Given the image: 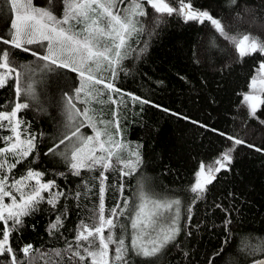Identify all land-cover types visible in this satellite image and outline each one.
<instances>
[{
  "label": "snow or ice",
  "instance_id": "obj_1",
  "mask_svg": "<svg viewBox=\"0 0 264 264\" xmlns=\"http://www.w3.org/2000/svg\"><path fill=\"white\" fill-rule=\"evenodd\" d=\"M228 2L232 14L242 19L247 10L244 0ZM59 3L62 8L57 15L54 0H47L45 7L36 6L33 0H0V5L6 4L9 12L6 30L0 32V45L4 46L0 47V89L11 91V98L0 103V131L10 133L0 136V143L4 145L0 147V224L3 225L0 227V257L6 264H60L61 261L64 264H129V255L134 254L143 258L145 264H159L169 246H177L176 240L182 230V201L158 196L141 184L136 200L130 202L123 198L124 185L121 183L118 190L122 199L106 210V173L112 170L121 178L131 176L142 163V157L140 146L131 148L123 141V130L116 113L113 112L112 120L105 121L92 105L118 104L111 93L122 91L113 82L118 71L123 70L122 62L131 52L139 55L147 48V41L138 49H134L130 41L135 42L133 37L138 35H154L165 17L176 16L184 23L208 22L215 33L232 44L237 59L254 53L264 56V40L251 33L230 34L223 18L214 16L207 9L193 7L192 0H59ZM238 8L243 10L236 11ZM2 12L3 7H0V14ZM32 45L38 48L30 47ZM212 46H215L214 42ZM17 50L34 57L37 63L19 62ZM61 69L76 74V80L73 83L65 81L62 88L57 89L59 96L49 99L41 85L46 86L50 73L63 79V74L58 72ZM122 95H127L133 102L152 103L132 93ZM50 104L56 107L61 119L43 155L59 158L73 176H80L82 170L97 171L98 184L89 186L88 181H82L80 190L69 193L59 188L55 180H44L46 173L43 171L28 167L19 176L13 173L17 165L28 161L29 157L38 158L37 145L43 136V133L37 135L30 131L31 124L21 113L25 110L46 112ZM241 104L247 108L250 118H257L258 110L264 106V60L254 69ZM153 106L171 112L160 105ZM171 114L189 119L179 113ZM83 128H91L93 135H84ZM209 130L231 143L210 162L201 161L189 188L192 193L191 202L186 206L189 223L193 206L205 199L208 186L220 173L233 171L235 146L246 144L257 152L264 151L218 129ZM125 151L127 159L121 155ZM57 174L65 175L63 172ZM92 187L96 188L97 203L91 209L83 206L85 216L71 230L73 235L69 240L61 232L67 218V210L58 207L61 199L68 200L71 196L80 201L92 192ZM226 195L235 201L234 192L229 191ZM44 203L56 213L47 228L48 235L59 233L64 239V247L41 251L22 240L14 247L13 233H19L24 226V217L31 216ZM213 207L224 213L223 229L227 233L232 213L239 210L234 203L218 202ZM77 208H81L79 203ZM187 235L192 233L187 232ZM228 242L226 236L223 243ZM223 251L221 246L216 255ZM239 251L244 256L264 253V237L245 238ZM251 264H264V260H253Z\"/></svg>",
  "mask_w": 264,
  "mask_h": 264
},
{
  "label": "trees",
  "instance_id": "obj_2",
  "mask_svg": "<svg viewBox=\"0 0 264 264\" xmlns=\"http://www.w3.org/2000/svg\"><path fill=\"white\" fill-rule=\"evenodd\" d=\"M244 2L247 10L242 19H238L232 14L228 0H192L193 7L207 9L214 16L223 18L230 34L251 33L264 40V0ZM33 3L38 7L47 6V0H33ZM54 3L59 15L62 5L59 0H54ZM0 7H3L0 14V32H3L9 12L6 4ZM148 11L151 14L150 8ZM133 41L130 43L134 49L142 47L145 41L147 48L139 55L131 52L122 62L123 70L118 71L113 82L123 94L132 93L152 103L133 102L124 95L125 102L119 103L117 108L112 103L108 105L106 117L113 119V112L116 111L123 130L122 137L129 145L140 146L142 163L131 176L121 178L117 171L112 170L106 173V210L122 199L118 190L121 183L124 185L123 198L130 202L136 200L138 185H145L158 196L182 201V230L176 240L177 246H169L167 255L159 264H209V261L211 264H251L264 253L244 256L239 246L245 238L264 237V151L257 152L246 144L235 146L233 171L220 173L217 180L208 186L205 199L197 201L192 208L190 223L186 219V206L191 202L189 188L195 181L201 161L210 162L231 143L209 128L264 149V124H261L264 121V106L258 110L257 118H250L247 108L241 104L242 94L248 91L249 79L264 56L254 53L237 59L232 44L215 33L208 22L184 23L176 16L165 17L151 37L138 35L133 37ZM212 42L215 46H212ZM30 47L38 48L37 45ZM16 59L21 63H37L34 57L18 50ZM58 72L63 74V79L50 73L46 86L41 85L49 99L59 96L57 89L62 88L65 81L73 83L76 80V74L68 70ZM6 98H11L10 89H0V103ZM153 104L189 119L178 118ZM21 116L30 122L31 132L37 135L43 133V136L37 145L38 158L29 157L28 161L17 165L13 170L15 175L19 176L31 167L45 172L44 180H55L59 188L69 193L80 190L82 181H88L89 186L98 184L95 179L97 171L82 170L80 176H73L59 158L43 155L61 119L54 105H48L46 112L25 110ZM201 124L209 127H201ZM1 132L0 136H5ZM3 146L0 143V147ZM60 172L65 175H58ZM229 191L235 193V201L227 198ZM95 192L96 188L92 187V192L80 201L71 196L68 200L61 199L58 207L67 210L64 228L61 229L64 237L71 240V230L85 216L83 206L91 209L97 203ZM218 202L234 203L239 210L232 213V223L227 233L223 229L224 213L213 207ZM78 203L81 208H77ZM55 215L49 205L41 204L39 210L24 217V226L19 233H13V246L16 247L22 240L32 243L41 251L63 248V237L59 233L49 236L47 232ZM187 232L192 235L188 236ZM226 236L229 242L224 244ZM221 246L224 251L216 255ZM0 264H6L3 257H0ZM60 264H64V261ZM129 264L145 262L143 258L130 254Z\"/></svg>",
  "mask_w": 264,
  "mask_h": 264
},
{
  "label": "rangeland",
  "instance_id": "obj_3",
  "mask_svg": "<svg viewBox=\"0 0 264 264\" xmlns=\"http://www.w3.org/2000/svg\"><path fill=\"white\" fill-rule=\"evenodd\" d=\"M105 75H107V73H105ZM123 94V92H121V93H111V95H112V97L113 98H115V99H117L118 100V104L119 103H124L125 102V96L124 95H122ZM103 99H107V94L105 95V97H103ZM109 103L110 102H106V103H102V104H93L92 105V107L95 109V111L97 112V114L100 116V117H102L105 121H108V120H112V119H110V118H107L106 117V112L108 111V109H109ZM118 104H113L114 105V108H117V105ZM115 113H116V111H115ZM82 132H83V134L84 135H93V132H92V129L91 128H83L82 129ZM2 134H5V135H10V133L9 132H7V131H2L1 132ZM123 138V137H122ZM123 141H124V139H123ZM127 145H129L126 141H124ZM131 148H136L134 145H129ZM121 155H122V157L123 158H125V159H127V157H128V153H127V151H125V152H123V153H121ZM5 202L7 203L8 202V199L6 198L5 199ZM106 235V234H105Z\"/></svg>",
  "mask_w": 264,
  "mask_h": 264
},
{
  "label": "water",
  "instance_id": "obj_4",
  "mask_svg": "<svg viewBox=\"0 0 264 264\" xmlns=\"http://www.w3.org/2000/svg\"><path fill=\"white\" fill-rule=\"evenodd\" d=\"M257 259L264 260V255L261 256V257H259V258H257ZM257 259H256V260H257Z\"/></svg>",
  "mask_w": 264,
  "mask_h": 264
}]
</instances>
